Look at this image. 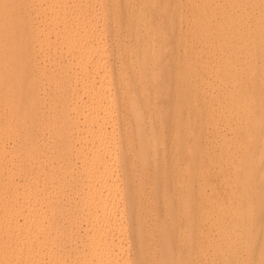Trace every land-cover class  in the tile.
<instances>
[{
  "label": "bare ground",
  "instance_id": "6f19581e",
  "mask_svg": "<svg viewBox=\"0 0 264 264\" xmlns=\"http://www.w3.org/2000/svg\"><path fill=\"white\" fill-rule=\"evenodd\" d=\"M0 4L21 5L0 6V264H129L120 221L125 190L138 225L133 232L138 262L261 264L264 194L254 200L251 183L260 173L264 191V73L258 85L253 71L256 63L264 72V0H224L213 11L197 9L196 20L172 39L158 31L162 47L152 58L147 50L138 52L136 71L141 76L166 47L171 62L159 77L153 74L136 86L144 112L130 108L128 73L119 69L112 77L108 70L105 29L94 1ZM119 8L113 15L120 18ZM118 23L111 26L118 46L121 35H146L130 22ZM178 51L179 70L173 58ZM115 52L126 55L119 47ZM201 72L217 80L216 101L196 119L200 103L213 95L203 89ZM169 87L177 98L175 112L160 108L155 122L161 130L172 117L191 134L176 138L171 160L176 175L165 173L155 182L146 168L164 140H148L141 125L145 118L151 125L148 89L168 95ZM214 105L235 118L226 127L229 136L218 140V154L205 138L199 150L194 147V133L215 122L228 124L212 114ZM182 109L188 117L178 113ZM121 163L142 174L136 183L119 184ZM147 179L151 194L157 183L174 189L165 193L164 218L149 225L144 238L139 205Z\"/></svg>",
  "mask_w": 264,
  "mask_h": 264
},
{
  "label": "rangeland",
  "instance_id": "374dc122",
  "mask_svg": "<svg viewBox=\"0 0 264 264\" xmlns=\"http://www.w3.org/2000/svg\"><path fill=\"white\" fill-rule=\"evenodd\" d=\"M89 1V0H88ZM94 1V13L97 16V20H99L103 24V28L105 29L104 35V46L107 51V67L110 71L112 77H115L116 71L119 69H123L128 73L129 86L132 88L131 96L134 98V102L131 103L130 108L135 107L137 111L144 112L145 104L144 97L142 98V94L138 91L136 86L146 81V78H152L153 74L155 76H160L162 74V67L171 62V56L169 53V48L166 47L163 49L161 58L156 63L148 62L144 67V71L142 75H138L136 69L141 60V56L138 52L142 50H147L148 54L152 58V54L156 52L159 48L162 47L163 40L161 36L158 34V31H164L167 38L172 39L178 34L180 31L184 30V24L187 21L196 20L197 17L196 10L201 12V8L204 7L206 12L213 11L218 5H223L224 0H92ZM217 1V2H216ZM207 2V5H204ZM217 3V4H215ZM215 4V5H214ZM118 5L120 8L121 17L114 16V8ZM202 5V6H201ZM214 5V6H213ZM216 6V7H215ZM92 12V11H91ZM90 12V14H91ZM130 15V16H129ZM128 16V17H127ZM199 19V18H197ZM114 22H119L118 24L126 25L127 22L133 26L135 31H145L146 35L141 38H136L134 36L126 38L122 35L120 36L121 45L116 44V39L114 40L112 35V24ZM173 23H179V26L173 27ZM160 28V30H159ZM119 47L122 51L126 52V55L119 56L116 54L115 50ZM182 52L178 51L173 54L174 63L177 66V70L181 69V61ZM262 64H254L253 71L255 72L256 83L260 85L258 79L261 74L264 73L262 69ZM46 66L48 64L46 63ZM207 73L201 72V77L203 79L204 85L203 89L207 90L209 93H212V97L209 102L207 100L206 103H200V112L199 115L194 116L196 119H203L205 117V111L209 109L210 105H213L216 101L215 99V90L213 89V85L216 84L217 81L213 77H207ZM262 82L261 93L264 96V81ZM119 92V89H117ZM168 95L164 94H156L153 89H148V101H149V120L151 122L150 126H147L148 119L145 118L142 122V128L144 129V135L149 140L159 139L164 140V144L156 147V154L153 157L152 163L148 165L147 172L151 174L152 179L157 182L159 177L162 174H167L168 177H173L177 173V169L172 164L171 160L174 157V149L176 138H183L191 134L184 126L176 127L174 125V118H166L163 120L164 126L161 130H159V125L155 122V118L157 116L158 110L160 108L165 109L168 115L173 114L174 104L176 102L175 91L171 87H169ZM120 102V99H118ZM182 118L188 117L187 111L182 109L180 112ZM123 112L120 110L116 113V116L122 115ZM144 114V113H143ZM213 115L216 117H226L229 121L228 124H219L215 122L214 124H209L205 126V130L202 134L194 133L195 144L194 147L199 150L200 146L206 140L212 142L211 152L213 154H218L220 151L221 142H218L221 137L229 136V133L226 131L227 126H231L235 122V118H230L229 114H225L224 110H220L217 106L213 107ZM135 133L132 132L131 136L134 137ZM205 138V139H204ZM230 142V144H232ZM255 156L259 157L260 155L257 151H254ZM264 155V153H263ZM124 164H120V167L117 169V181L120 185L125 186L127 183H136L137 179L142 175L141 173L136 174L135 169L133 167H125ZM145 173V172H144ZM146 174V173H145ZM259 176L256 175L253 178L251 186L255 190L256 195L264 194L262 189V185L259 181ZM152 179H147L142 185L143 189V202L139 205L140 216L143 220L140 222L139 228L142 230L143 237L146 238V233L150 232L149 225L156 221H160L164 218L165 212V202L164 196L166 192H172L174 189L173 184L168 183V185L163 188L159 183L156 185L155 194H151L149 191V184ZM132 188V187H128ZM125 196L121 200V205L125 211L124 216H121L120 221H125V229L123 231L122 237L125 242L123 244L125 249H128L127 257L129 259V264H142L137 261L138 253L136 252V245L134 240V231L138 227L137 223L134 220V212L129 208L128 205V197L126 194V190L124 191ZM175 201L177 198L174 199ZM146 204L147 207H143L142 205ZM121 221V222H122ZM172 224H176L177 220L174 216L171 217ZM166 223L163 226L162 233L164 229L167 227ZM160 257V255H159Z\"/></svg>",
  "mask_w": 264,
  "mask_h": 264
},
{
  "label": "snow or ice",
  "instance_id": "6c2138e0",
  "mask_svg": "<svg viewBox=\"0 0 264 264\" xmlns=\"http://www.w3.org/2000/svg\"><path fill=\"white\" fill-rule=\"evenodd\" d=\"M0 6L4 7V8H8V7H21V5H8V4H0ZM165 223H167V221H165ZM245 264H255L254 261H247L245 262ZM261 264H264V260L261 261Z\"/></svg>",
  "mask_w": 264,
  "mask_h": 264
}]
</instances>
